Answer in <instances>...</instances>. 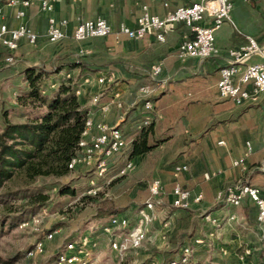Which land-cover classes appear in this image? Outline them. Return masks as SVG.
Listing matches in <instances>:
<instances>
[{
	"label": "rangeland",
	"instance_id": "obj_1",
	"mask_svg": "<svg viewBox=\"0 0 264 264\" xmlns=\"http://www.w3.org/2000/svg\"><path fill=\"white\" fill-rule=\"evenodd\" d=\"M45 35L36 46L24 43L15 54V63L9 67L1 65L7 52L0 46V129L4 126V112L11 122L19 123L39 117L46 111L45 106L23 107L18 103V99L30 91L24 74L28 68L43 74L40 91L48 100L55 98L64 84H71L77 91L82 89L79 73L72 75L74 70L63 69L64 60L60 58L65 54L57 55L62 49L74 46V43L63 40L51 44ZM151 100L155 109L154 120L149 126L152 128L150 143L156 146L151 152L134 157L130 142L127 149L110 161L108 173L103 179L98 178L91 167H79L62 177H38L33 182H28L24 173L19 172L0 188V264H54L57 254L67 242L84 236H90L95 243L92 247L93 264H169L164 252L177 226L185 232L181 253L184 247L192 249L190 264H264V224L258 221L257 205L248 219L244 204L234 208L216 196L217 188L221 190L240 182L264 188V173L257 170L263 160L258 150L248 161L247 171L233 170L230 165L232 158L244 153L243 137L262 143L264 128L260 126L255 130L253 126L247 129L241 124L230 137L232 141L228 140L227 149L218 147V169L223 170L224 176L218 182H204L207 165H214V157H217L214 148L205 147L202 140L214 131L215 126L210 122L213 116L208 115L211 118L206 123H192V128L205 126L201 134H183V126L175 124L177 126L172 129L177 134L173 138L178 139L171 141V132L155 137L156 127L157 130L165 129L169 124L162 125L163 120L158 117V98L154 96ZM111 101L102 98L96 106L110 104ZM141 101L133 105L134 100H125L128 110L126 119L130 118L131 124L127 123L122 129L132 142L140 135L138 126L142 124L141 116L144 114ZM252 106L256 111L263 108L258 111L257 117L261 116L264 96ZM114 108L118 109L113 104L112 110ZM134 111H137L136 115L132 114ZM130 161L134 162L135 169L122 177L121 171ZM180 163L189 166L188 173L180 178L183 186L193 193H204V202L193 205V210L189 212L170 207L173 168ZM155 179L164 184L166 204L157 205V220L149 228L142 248L121 254L112 250L110 242L118 239L121 232L117 231L115 237L104 232L108 219H96L98 204L103 199L116 201L120 205L121 216L127 217L134 225L139 210L150 197L149 187ZM92 180L99 188L96 196L88 195ZM118 181V184L112 185ZM63 188L74 190L76 195H62ZM208 216L217 220L218 225L209 222L206 219ZM49 233H54V239L45 242L44 253L35 258L28 257V253ZM197 239L203 243L195 244Z\"/></svg>",
	"mask_w": 264,
	"mask_h": 264
},
{
	"label": "built area",
	"instance_id": "obj_2",
	"mask_svg": "<svg viewBox=\"0 0 264 264\" xmlns=\"http://www.w3.org/2000/svg\"><path fill=\"white\" fill-rule=\"evenodd\" d=\"M58 0H8L9 7L17 8L16 19L19 24L12 29L0 22V44L7 52V55L1 61V65L9 67L15 63V54L20 50L22 42L31 46L39 43L40 36L29 27L27 22L28 10L37 4L41 11L47 14V40L51 44H57L66 39L65 28L68 25L67 20H60L54 15L55 5ZM80 2L82 0H73ZM156 1V0H152ZM163 7L170 10V1H164ZM233 4L230 0H194L193 3L177 7L168 11L165 16L152 14L150 6H142V14L137 20V26L131 28L126 24H121L118 32L115 34L116 40L126 37L130 40H143L149 35H154L159 43L167 42V34L174 30L176 26L183 25L188 33L183 37L178 47V57L182 61L190 59L210 60L221 58L224 64L219 70L220 79L217 83L219 95L222 99L232 102L236 107L253 105L259 103L264 96V45H260L257 40L251 36H245V44L238 48L230 49L224 54L216 45L215 34L224 24L230 23L235 29L236 26L232 20ZM3 15V8L0 6V16ZM206 17L211 18L210 25H204ZM113 28L108 20L98 17L91 20H82L79 22L73 39L78 42H86L92 39L106 38L112 35ZM85 55L80 51L76 58ZM259 57L261 62L249 64V62ZM162 72V64L153 66L150 81L151 84L144 85L139 89V97L143 101L144 114L142 116L141 128L149 127L154 120V103L152 97L156 94L154 86L157 78ZM112 80L111 78L107 79ZM106 78L99 80L104 84ZM80 95V91L76 92ZM100 96L93 98V103L97 105L100 102ZM118 109L123 110L124 104L121 101L116 102ZM101 111L107 114L110 111L109 105H103ZM125 115H122L124 119ZM130 144L129 139L123 133L119 124L110 125L104 121L95 123L91 117L86 120L85 130L78 143L75 155L69 162L70 171L79 167H91L95 170L98 178L106 177L110 161L114 156L121 153ZM220 146H226V142H219ZM246 151L243 156L232 161V167L247 171L249 159L256 153L251 140L245 143ZM263 156L262 162L257 170L264 173V145L260 150ZM135 169L133 161L121 171V176L127 175ZM189 166L185 163L176 165L173 168L174 185L172 189L171 207L178 210H191L193 205H199L204 201L203 194L193 195V193L184 188L180 181L181 176L187 174ZM210 179V175H206ZM99 188L95 181L91 182V189L88 195L96 196ZM149 199L143 204L138 212V218L134 225L124 216H114L108 219L104 227V232L114 236L116 232H121L118 239L112 240L111 248L118 253H124L129 250H139L142 248L151 225L157 220L156 207L164 203L163 196L165 189L160 179H155L149 187ZM246 198L251 199L259 209L258 221L264 224V188L252 186L247 183H237L228 185L217 192V199L225 202L227 205L237 208L240 207ZM209 222L217 224V220L210 216L206 218ZM234 217L231 218L233 220ZM54 239V233L45 236L44 241L38 242L36 246L28 253V257L35 258L45 251V242ZM201 239H197L195 244H202ZM95 245L90 236H84L80 240H72L65 244L64 249L58 253L54 264H93L92 247ZM192 249L184 247L181 262L190 264ZM171 264H178L172 262Z\"/></svg>",
	"mask_w": 264,
	"mask_h": 264
},
{
	"label": "crops",
	"instance_id": "obj_3",
	"mask_svg": "<svg viewBox=\"0 0 264 264\" xmlns=\"http://www.w3.org/2000/svg\"><path fill=\"white\" fill-rule=\"evenodd\" d=\"M7 1L0 0V6L3 8L0 22L14 29L19 24L16 19L18 9L9 7ZM164 1L167 0H82L80 2L58 0L54 15L60 20L68 21L64 41L66 43L72 42L74 46L72 48L70 45L62 49L57 55L73 54L74 57H77L80 51L85 52L84 56L89 57L88 60H92L89 62L88 68L83 71H72V75L79 73L83 83L82 89L79 90L81 93L79 99L84 112L95 123L104 121L110 125L119 124L123 127L131 121L130 118L126 119L128 110L126 108L124 111L115 108L112 110V105L116 106V102L121 101L126 107L125 100H134L133 105L141 101L139 97L140 87L151 82L150 74L153 66L162 64V72L154 84L157 89L154 96L158 98L156 103L160 109L157 113L158 117L163 120L162 125L165 123L169 126L159 130L156 127L155 137L166 132H171L169 137H175L176 130L172 129L175 124L183 126L181 130L183 134L189 132L197 135L201 134V131L205 130V126L201 125V128L198 125V129L192 128V123H206L211 118L207 116L212 115L210 122L215 126L214 131L202 140L205 147L214 148L217 157H214V165H210V167L207 165L208 171L203 176L204 182H218L224 176L223 170L218 169V147L227 149L228 140L229 142L232 141L230 137L235 134L241 124L247 129L253 126L255 130L259 129L260 126L264 128V112L257 117L258 111L263 108L256 111L253 106H245V110L240 111L232 102L220 97L217 83L220 79L219 70L224 64L223 59H190L185 62L179 59V44L188 33L187 29L183 30L182 25L176 26L174 30L167 34V42L164 44L159 43L154 35H149L147 38L138 41L126 37L116 40L115 34L121 24H126L131 28L137 26V20L142 14L143 5L148 4L152 14L163 17L168 11L193 0H170V10L163 7ZM230 1L233 4L232 20L236 29L230 23L224 24L215 34L217 47L226 54L230 49L245 44V36H251L264 45V0ZM47 17V14L43 13L37 4H34L28 10V25L40 36L39 41L44 34L47 38ZM98 17L106 18L114 33L106 38L92 39L82 43L76 42L73 35L79 22ZM203 24L210 25L211 18L206 17ZM72 49H75L74 52H72ZM259 62H261V59L255 57L249 64ZM101 78H106L104 84L99 83ZM108 78L112 80L108 81ZM96 96H100L103 100L112 99L110 104H103L110 107L107 114L101 111L103 105L96 106L93 103V98ZM137 111L132 114L136 115ZM122 115H125L124 119L121 118ZM250 132L252 135V130ZM243 138L245 139L243 143L245 153V143L250 139L245 136ZM176 139L178 138H173L171 141ZM221 141L226 142L225 147L219 145ZM252 142L255 151L258 150L260 153L264 145V139H262V143ZM182 144L184 145V140ZM244 153L231 159V167L232 161L240 158ZM232 169L240 170L233 167ZM206 175H210L209 180L206 179ZM218 191L217 188L216 196ZM171 194L169 195L170 202L172 199ZM195 194H203L204 196V193L199 191ZM163 200L162 205L166 204L164 197Z\"/></svg>",
	"mask_w": 264,
	"mask_h": 264
},
{
	"label": "trees",
	"instance_id": "obj_4",
	"mask_svg": "<svg viewBox=\"0 0 264 264\" xmlns=\"http://www.w3.org/2000/svg\"><path fill=\"white\" fill-rule=\"evenodd\" d=\"M193 2L194 0L181 6H186ZM183 28L185 31L186 28L184 26ZM24 43L26 42H22L21 47ZM258 43L263 45L260 41ZM88 59L89 57L87 56L76 58L73 54H65V56L60 58V60H64V64L61 67L70 70H85L88 68L89 62L92 61ZM24 74L29 83L30 91L27 95L21 96L18 99V103L23 107L35 108L36 105L45 106L46 111L41 116L28 119L23 123L11 122L8 119L7 113L4 112V126L0 129V188L4 187L19 172L24 173L28 182H33L38 177H62L68 175L71 172L69 162L76 153V148L82 138L88 118V114L84 112L80 99L76 94L77 90L71 84L62 85L57 96L48 100L40 91V82L43 74L36 72L33 68H28ZM148 84H151V82ZM141 102L143 107L144 103L143 101ZM125 108L124 105L122 111ZM139 126L138 130H140V135L133 142L130 141L133 145L132 155L134 157L149 153L156 147L150 143L152 128L143 127L139 129ZM120 127L122 129L121 125ZM146 129L149 130L146 131ZM122 131L126 136L123 129ZM118 183L119 181L114 182L112 185ZM61 194L76 195L74 190H68V188H63ZM193 195L195 196L196 194L193 193ZM41 199L46 200L45 197ZM243 204L244 212L249 219L252 216L254 206H256L255 202L246 198ZM182 211L189 212L191 210ZM119 215H121L119 203L109 199L101 200L95 213V217L98 220H106ZM184 238V230H181L180 226L175 227L169 247L164 252L165 259L169 264L172 262L183 264L181 262L182 253L180 250L184 244Z\"/></svg>",
	"mask_w": 264,
	"mask_h": 264
}]
</instances>
